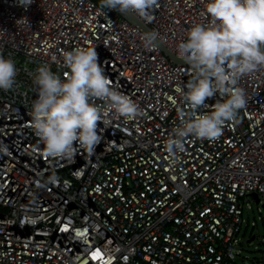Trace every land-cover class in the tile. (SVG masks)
<instances>
[{
    "label": "built area",
    "instance_id": "2783aa9c",
    "mask_svg": "<svg viewBox=\"0 0 264 264\" xmlns=\"http://www.w3.org/2000/svg\"><path fill=\"white\" fill-rule=\"evenodd\" d=\"M135 16L147 30L96 0H0V55L17 67L0 90V264H238L245 213L264 206V66L238 79L246 104L218 138L184 137L169 153L181 120L223 97L190 109L175 89L192 69L164 48L182 59L177 44L211 18L204 0H155ZM78 46L96 48L141 114L105 113L92 152L53 157L32 126L29 73L46 63L64 78L63 52Z\"/></svg>",
    "mask_w": 264,
    "mask_h": 264
},
{
    "label": "clouds",
    "instance_id": "9594fccd",
    "mask_svg": "<svg viewBox=\"0 0 264 264\" xmlns=\"http://www.w3.org/2000/svg\"><path fill=\"white\" fill-rule=\"evenodd\" d=\"M155 0H100L107 9L147 17ZM204 12L211 18L207 25L193 24L177 44V51L192 69L191 78L176 92L190 109H197L207 98L220 94L211 111L188 113L166 141L169 153L182 149L188 136L215 139L227 121L237 118L246 104L238 79L264 66V0H204ZM65 77L46 63L29 73L36 86V98L30 110L32 126L43 151L49 156L71 158L74 144L92 152L101 137L98 121L104 114H116L132 120L141 114L128 96L110 86L109 78L98 63L93 47H75L63 52ZM17 75L16 62L0 55V90L11 89ZM98 98L103 108L92 102ZM175 160L172 161L174 163ZM52 174L47 182L55 183Z\"/></svg>",
    "mask_w": 264,
    "mask_h": 264
},
{
    "label": "rangeland",
    "instance_id": "374dc122",
    "mask_svg": "<svg viewBox=\"0 0 264 264\" xmlns=\"http://www.w3.org/2000/svg\"><path fill=\"white\" fill-rule=\"evenodd\" d=\"M96 1L101 5L100 0ZM245 217H248V225H244L240 235L243 238L236 247V250L239 251L236 262L238 264L242 262L264 264V206L262 204L258 206L252 202V209L245 213ZM252 221H255L256 225L253 226ZM253 234L256 235V238L249 242L248 239Z\"/></svg>",
    "mask_w": 264,
    "mask_h": 264
},
{
    "label": "water",
    "instance_id": "95a60500",
    "mask_svg": "<svg viewBox=\"0 0 264 264\" xmlns=\"http://www.w3.org/2000/svg\"><path fill=\"white\" fill-rule=\"evenodd\" d=\"M118 13H120L123 17H125L126 19H128L129 21H131L132 23L140 26L142 29L144 30H147L146 27L143 25V23L133 14V13H122L120 12L118 9H115ZM164 48V47H163ZM164 50L169 54L171 55L176 61L178 62H185L183 59H180L174 55H172L166 48H164ZM254 197H256V199L258 200V196L256 193L253 194ZM256 238V235L253 234L249 239L248 241L251 242L253 241L254 239Z\"/></svg>",
    "mask_w": 264,
    "mask_h": 264
},
{
    "label": "trees",
    "instance_id": "16d2710c",
    "mask_svg": "<svg viewBox=\"0 0 264 264\" xmlns=\"http://www.w3.org/2000/svg\"><path fill=\"white\" fill-rule=\"evenodd\" d=\"M251 236H252V235H251ZM251 236H250V237H251Z\"/></svg>",
    "mask_w": 264,
    "mask_h": 264
}]
</instances>
